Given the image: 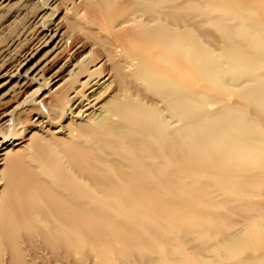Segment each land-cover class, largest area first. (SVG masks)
Masks as SVG:
<instances>
[{
  "label": "bare ground",
  "instance_id": "6f19581e",
  "mask_svg": "<svg viewBox=\"0 0 264 264\" xmlns=\"http://www.w3.org/2000/svg\"><path fill=\"white\" fill-rule=\"evenodd\" d=\"M219 1L222 7L235 9L233 14L217 18L225 31L221 37L201 31L203 26L213 23V19L198 22L189 14L207 11L212 0H111L101 3L98 13L103 19L109 15L114 18L123 10L128 16L124 21L111 20V24L120 21L117 27L111 25V32L117 31L120 40L113 46L111 55L116 53L113 49L123 51L125 56L126 52L130 55L122 61L123 64L111 56V75H103L104 62L98 65L97 58L95 61L83 58L89 48L87 43L76 42L73 47L65 48L62 36L54 32L56 30H48L46 34L48 39L43 47L52 48L44 57L32 66L29 65L35 58H29L17 70L4 72L0 79L5 80L7 85L14 83L17 95L27 93L39 81L50 83L48 88L42 85L44 88L38 93V101L24 103L27 107L30 103H48L53 94L70 119L88 118L99 112L93 120L92 130L108 138L100 140L99 137V141H95L96 148L93 143V154L110 152L115 156L131 149V155L124 156L125 163L107 161L115 174L111 178L99 175L97 170H93V164L75 163V173L91 185L89 188L85 186L82 194L69 190L66 185H59L57 193L52 189L55 194L51 189L50 195L44 194V189L41 195L27 194L29 191L26 193L24 190L36 189L41 181L31 175L29 167H22L25 176L22 174L24 178L12 188L15 200L7 204L0 218V264L5 260L8 264L41 263L44 253L52 254L57 262L61 261L60 256L70 260L85 245L87 248H103L101 254L106 258L120 256L123 248L146 250L149 241L139 235V230L129 222H138L150 232L167 251V258L171 259L175 238L170 235L169 238L173 239H167L168 236L166 240L162 239L165 227L157 223L158 218L179 225L191 217L195 222L207 216L186 212V205L183 207L176 202L174 197L179 194L197 202L196 205L203 200L202 194L197 192L199 187L194 192L190 181L180 179L178 169L195 175L214 176L218 184L239 194L249 192L255 185H264V173L254 177L249 174L250 169L239 165L240 160L250 158L264 147V70L261 68L264 65V10L255 13L249 7L253 0L247 1L250 5L243 7L239 5V0ZM151 43L159 45L161 50L153 52ZM154 62L159 66H152ZM126 69L131 72L129 75H126ZM181 72L187 77L194 76L193 73L200 75L210 81L217 93L232 94L243 99L246 105L221 104L214 112L205 111L204 106L210 98L177 83ZM67 79H70L69 83ZM129 80L147 84V92L152 95L147 97L150 101L148 105L142 104L141 100L139 106L133 105L134 102L130 104L125 96L114 93L113 83L124 91ZM110 89L111 94L116 96H111V102L109 100L105 104L103 96ZM141 91V97L145 96V90ZM9 109H4L1 116L5 124L14 118L13 111ZM115 116L120 117L118 123L114 122ZM40 119L41 116L37 115L35 122ZM7 139L0 137V163L9 146L23 143ZM99 143L106 147H98ZM86 148L81 144L73 151L88 153L91 148ZM71 153L65 155L69 161L75 158ZM145 158H151V161L140 162ZM49 163L51 166L59 164L55 159ZM64 172L61 177L66 181L68 176ZM202 185L208 187L207 183ZM164 191L170 192V197L162 196ZM40 200L46 202V209L38 208ZM102 202L107 203L111 211L96 209L97 203ZM39 219L44 222L43 228L35 223ZM196 226L203 230V225ZM24 227L29 229L26 235L22 232ZM198 228H194L195 231L188 229L187 233H197ZM223 235L224 239L232 241L227 234ZM189 236L196 235H184L183 240ZM185 246L191 245L185 241Z\"/></svg>",
  "mask_w": 264,
  "mask_h": 264
},
{
  "label": "rangeland",
  "instance_id": "374dc122",
  "mask_svg": "<svg viewBox=\"0 0 264 264\" xmlns=\"http://www.w3.org/2000/svg\"><path fill=\"white\" fill-rule=\"evenodd\" d=\"M106 1L111 0H0V77L7 70L11 72L17 70L21 64L26 62V60L28 61L29 58H35L29 65L32 66L37 62V60L44 57L52 48L43 47L48 39L46 35L48 30H56L54 32H57L58 35L62 36L60 38H62L63 43H65V45L63 44V47L65 48L73 47L76 42L78 43L83 41V43H87L89 48L84 53L83 58H90L94 61L95 58H97L98 60H96V62L98 63L96 64L98 65L99 63L101 64L104 62L106 66L104 65L103 75H111L112 55V57L118 59L119 61H117L122 64V61H125V59L130 57L127 52L125 56L123 51H120V53L115 49L113 50L116 53L111 55L113 46L115 44H119L120 41H118V32L115 30L111 32V25H113L112 27H117L119 22L124 21L128 18V16L123 12V10L121 11L122 13L117 12L118 14L114 15V18L111 15L104 19L101 18L98 13V7L101 3ZM239 1V5L241 7L250 5H247V1L249 0ZM219 2V0H212L211 8L207 11L193 12V14L192 12L189 13L193 15L194 19L196 18V21L198 20V22L213 19L214 25L211 23L212 25L209 24L203 26V28L201 27V31H208L211 35L213 34V37H221L225 33L224 29L220 27L221 24L217 22V18L220 16L225 17L227 15H231L235 11V9H231L230 6L222 7ZM256 2L257 0H255V2L253 0L252 5L249 7H252L255 13H260L264 10V0H258V2H260H257L259 5ZM259 6L263 7L261 8ZM255 8H257V10ZM259 10L261 11L259 12ZM238 16L241 18L240 15ZM256 17L258 16L256 15ZM256 17L254 16V18ZM115 19H119L120 21L118 23L116 22L115 24H111V20ZM150 45V49L153 52L158 53L161 50L159 45L153 43ZM153 45L155 47H153ZM37 53L38 55L34 57ZM153 64L151 63L152 66H159L156 65L158 63L154 62ZM91 65L92 64H90L89 67H91ZM261 68L264 70V65L261 66ZM126 70L128 71L125 72L126 75H129L131 72L128 69ZM193 75L194 76L192 77H187L181 72L177 77V83L182 86H189L194 93H201V95L204 94L206 97H209L210 102L205 104V111L214 112L221 106V104L246 105V102L243 99L235 97L232 94L222 95L217 93L212 87L210 81L201 78L200 75L198 76L196 73H193ZM69 81L70 79L66 80L68 83ZM5 82V80L0 79V137L3 139L8 138L9 141H18L23 143L18 146H9L5 151L6 154L3 157V161L0 163V218L4 215V210L6 209L5 207L7 204L15 200L14 197L16 196L12 191V188L15 183L21 181L20 179H22V177L24 178V173L26 172L21 171L24 166L29 167L32 172L31 175L37 176L36 178L41 181L39 185L35 186L36 189L31 188V190H24L26 193L29 191L27 194L31 193V195H41L40 193L44 191V194L50 195V191H52V194L60 191L58 187L59 185H66L69 190L76 192L77 194H82L84 192L83 188H85V186L86 188H89L91 185L82 177H78L75 173V170L73 169L75 163H86V166L87 163L89 166L93 164V170H97L99 175H103L105 178H111V176L113 177L115 174L108 162L111 163V160H113L125 163L127 161L125 160V157L127 155H131L129 152L131 149L123 150L122 155L115 156L114 153L110 152H97L96 154H93V143L94 148H96L95 141L98 142L99 139L101 140L106 138L104 135L102 136L101 133L92 130L94 123L93 120L99 112L97 115L95 113L88 116V118L70 119L71 117L66 113L65 109L60 106L57 99L53 97V94L50 96L48 101V103L50 102L49 104L30 103V106H25L24 103L27 101H38V93L41 88L43 89V86H46L47 88L50 87V83L48 81H45L44 83L43 81H39L40 83L33 84L27 93L22 94L23 96L15 93L13 88L14 83L7 85ZM41 82L43 84H41ZM125 84L127 87L125 86V90L123 91L119 88L117 83H113L114 93H117L118 96H125V99H128L129 101L127 100V102L130 104L136 102L135 104L133 103V105L139 106L141 101L142 104L148 105L150 103L147 97H151L152 95H149L150 92H147L148 86L145 82L129 80L126 81ZM126 88L128 89L126 90ZM141 90H145L143 93H146V97H141ZM119 91H122V93ZM137 91L141 92L138 93ZM136 92L137 94L134 95ZM103 93H105V91H103ZM111 96L116 95L113 93L111 94L110 89L103 96V103L106 104V101L108 103ZM109 102H111V100ZM219 102L222 103L219 104ZM6 108H10L9 111H13L14 114V118L8 124H5L4 121L1 120L2 113ZM37 115H40L41 119L36 121V123L35 117ZM114 119L115 123L120 121V117L118 119V116H115ZM130 126L134 125L130 124ZM59 130L61 132H59ZM109 140L111 141V136ZM81 144L85 148L88 147L86 149L91 148L88 150V153L73 151L75 149L77 150L78 146H81ZM37 146H39V148ZM99 146L106 147L103 143H99L98 147ZM66 151L69 154L72 152L71 154L75 157L74 159H77H73L74 161L70 160V162L65 156L67 154ZM64 157H66V159ZM78 157L82 160H79ZM52 159H55L59 164L51 166L49 161ZM150 159L151 158H145L140 162L145 164L150 162ZM135 161L138 162V160H134V162ZM72 162L74 163L72 164ZM239 165L250 169L249 174L254 177H256L255 175L264 173V147L258 153L251 155L250 158L240 160ZM63 172L68 176V180H66L67 182L61 177ZM178 172L180 179L185 178V180L192 183L193 187L190 186V188L194 190V192L197 191L196 189L199 187L200 190L198 189L199 191L197 192L202 194L201 197L203 202L200 201L199 203L198 201V204L196 205L195 203L197 202L191 201L190 198H187L182 194L174 197L176 202L181 204L183 207L186 205L184 208L186 212L190 211L195 215L198 214L203 217L207 215L208 217H205L210 219L205 220L204 217L202 220H196L194 222L191 217L189 219L192 221L186 219L185 221H182L179 226L172 224L169 220L158 218L157 223H161L160 225L165 227L162 239L166 240L167 236V239L175 238L173 240V250H171L173 254H171L173 256L171 259H174V261H170L171 259L167 258V251L164 250L156 239H154L150 232H147L138 222H129L132 224L133 228L139 230V235L149 241L146 250L138 247H135L132 250H129L128 248L124 250L123 248L120 256L115 255L113 257L110 256L106 258L101 254L103 248H89L88 246V249L87 245L84 244L85 246H83L84 248L82 247V251L77 253V255L75 254V257L72 255L74 258L71 256L70 260L69 258L64 260L63 258L65 257L60 256L62 264H264V185H255L251 187L249 192H241L239 194L230 190L227 186L218 184L214 176L208 174L195 175L186 172L185 170L183 171L181 168L178 169ZM17 177H19V179H17ZM202 182L207 183L208 187L204 188ZM37 189H40L41 191ZM49 189L51 190L49 191ZM14 190L16 191V189ZM45 190H48V192H45ZM161 195L170 197L171 193L164 191ZM106 205L107 203L103 202L97 203L96 206L98 207H96V209L111 211V208H108L109 205H107V207ZM38 208L43 210L46 209V202L40 200ZM204 211L205 213H202ZM210 215L214 216L211 217ZM203 220H205L206 223ZM35 223L38 227L43 228L44 222L42 219H39ZM192 223L193 225H191ZM196 225H203V230L198 228ZM191 228H198L199 230L194 234L187 233L188 229L192 230ZM27 231H29V229L24 227L22 232L25 234L23 235H26ZM19 232L22 234L21 231ZM224 233L232 238V241L224 239ZM170 235H172L173 238H169ZM184 235L196 236H189L186 238L187 240H183ZM185 241L190 243L191 246L184 247ZM151 246L152 248H150ZM115 257H119V259ZM42 259L44 260L43 262H41L42 260H39L41 263H34L35 261H33L32 264H61V261L57 262V258L55 259L52 254L49 255L44 253ZM177 260L179 261L177 262ZM2 264H8V262L5 260Z\"/></svg>",
  "mask_w": 264,
  "mask_h": 264
}]
</instances>
